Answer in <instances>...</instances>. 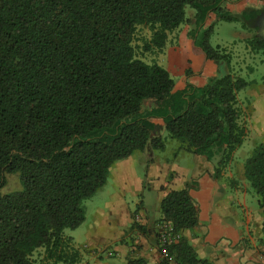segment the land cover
<instances>
[{"label":"trees","instance_id":"16d2710c","mask_svg":"<svg viewBox=\"0 0 264 264\" xmlns=\"http://www.w3.org/2000/svg\"><path fill=\"white\" fill-rule=\"evenodd\" d=\"M225 1L0 0V189L14 173L23 186L0 190V264H73L79 254L65 230L84 223L85 201L118 161L136 152L151 164L154 151L173 139L178 154L212 160L220 153L217 175L232 161L249 135L238 98L249 82L230 71L178 90L165 67L140 55L163 51L170 34L190 21L188 6L196 29L211 12L241 19L257 31L247 40L250 49L264 52V8L235 15ZM141 27L151 36L138 52ZM196 32L190 31L194 45L208 58L231 63L225 48L210 43L213 26L200 42ZM244 177L264 217V141L245 158ZM161 211L177 233L198 225L187 187L170 190ZM262 228L264 241V221ZM162 264L212 263L181 236Z\"/></svg>","mask_w":264,"mask_h":264},{"label":"crops","instance_id":"0c3cea01","mask_svg":"<svg viewBox=\"0 0 264 264\" xmlns=\"http://www.w3.org/2000/svg\"><path fill=\"white\" fill-rule=\"evenodd\" d=\"M224 6L236 15L246 8H264V0H226ZM217 20V14L211 12L205 22ZM187 24L191 26L186 33L189 67L184 68L178 81L175 80L178 90L184 89L188 83L204 86L210 78L233 71V58L230 64L211 59L194 45L190 31L197 24L193 16ZM181 32L180 27L170 34L162 51L163 57L180 53ZM249 34L245 41L251 52L247 40L257 31ZM258 109L263 111L259 117ZM249 120L248 137L254 132L264 139V102L261 97L252 105ZM153 121L163 125L161 118H153ZM139 153L141 156L133 154L111 168L107 183L97 192L104 191V194L95 205L92 222L87 224L89 208L86 205L83 224L87 226L80 235L76 231L83 224L67 235L72 237V245L79 254L73 264H130L131 260H139V264H162L165 256L158 244L159 223L163 220L161 204L170 190L186 187L198 206L199 222L181 235L193 245L200 258L212 264H264V217L258 198L244 177V163L238 168L232 159V163L217 175L220 153L212 160L204 155L185 153L184 164L175 160L147 164L145 154ZM114 256L116 258L107 261L106 257Z\"/></svg>","mask_w":264,"mask_h":264},{"label":"rangeland","instance_id":"374dc122","mask_svg":"<svg viewBox=\"0 0 264 264\" xmlns=\"http://www.w3.org/2000/svg\"><path fill=\"white\" fill-rule=\"evenodd\" d=\"M186 11L188 17L192 18V16H194V8L188 6L186 8ZM212 24L214 27V31L210 36V43L215 48L217 46L225 48L226 52L230 54L233 58V72L239 76L244 77L249 82V85L238 93V98L241 106L245 108V120L247 122L248 128H250L249 117L250 115H252V105H254V102L258 99V97H261L262 102H264V97L262 96V92H264V52L256 53L252 50L251 52L249 51L246 45L245 37L246 35H250L249 33L253 30L245 28L241 19L234 21L218 19L213 23H210V21L205 22L204 24L200 25L197 29L193 27V30L197 31L196 35L198 42L201 41L206 29ZM180 27L182 32L179 37L181 47L179 54L170 53L168 56L164 57L162 56V51L146 52L143 55L140 54L147 62H157L163 67H165L176 81H178L181 77L182 71L184 72V68L189 67L186 33L190 30L188 29V27L191 28V26L187 23H183ZM150 36L151 32L149 31V29L142 27L139 29L136 40L134 42L138 52H141L142 50L141 48L144 43V39H148ZM262 112L263 111H260L258 109L257 116L259 117V114ZM262 141H264V139H261V137H259L254 132H252L250 137H247L243 145L239 147V150L237 149L233 155L234 163L238 168H242V165L245 161L244 157L248 156L252 149ZM179 144V141L169 139L166 150L154 151L155 161H157V163L163 164L168 163L169 161L173 162V160H175L178 164H184V162L186 161V158L184 156L185 152L181 151V153L178 154ZM134 154H137V156H141L139 152H136ZM172 174H174L173 171ZM7 178V184L0 189L2 193L19 191L23 188L18 173L8 174ZM250 190L252 191L253 195L257 198V195L254 193L252 188ZM101 194H104V191H102L101 193H97L92 198L85 201V204L89 208L87 224H89L93 220L92 214L95 210V205H97L98 202L101 200ZM85 226L87 225L83 224L81 227H79V229H77V235H80L82 233V230L85 228ZM74 230L75 229H66L65 233L66 235H70L72 234V232H74ZM106 251L107 250H104L105 253ZM43 254L44 249L41 248L34 254V257L39 259L42 257ZM114 258H116V256L108 258L106 257L107 261H110ZM104 261L106 260L104 259Z\"/></svg>","mask_w":264,"mask_h":264},{"label":"built area","instance_id":"2783aa9c","mask_svg":"<svg viewBox=\"0 0 264 264\" xmlns=\"http://www.w3.org/2000/svg\"><path fill=\"white\" fill-rule=\"evenodd\" d=\"M158 244L164 256L168 255V247L179 241L181 233L175 231L174 225L169 220H161L159 223ZM112 254V252H111Z\"/></svg>","mask_w":264,"mask_h":264},{"label":"water","instance_id":"95a60500","mask_svg":"<svg viewBox=\"0 0 264 264\" xmlns=\"http://www.w3.org/2000/svg\"><path fill=\"white\" fill-rule=\"evenodd\" d=\"M263 34H264V29H263Z\"/></svg>","mask_w":264,"mask_h":264}]
</instances>
